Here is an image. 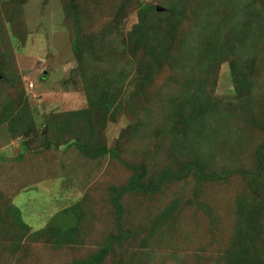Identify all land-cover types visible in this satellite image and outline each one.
<instances>
[{"label":"rangeland","instance_id":"1","mask_svg":"<svg viewBox=\"0 0 264 264\" xmlns=\"http://www.w3.org/2000/svg\"><path fill=\"white\" fill-rule=\"evenodd\" d=\"M173 1L0 0V264H70L108 245L118 230L110 188L126 184L131 172L119 158L85 155L78 144L85 139L92 150L116 146L123 160L145 161L150 171L174 167L188 154L200 157L208 172H231L218 183L195 179L200 206L188 204L189 180L154 194L123 195L121 224L132 236L99 264H224L228 249L235 251L246 217L239 216V199L249 208L264 204V169L255 180L232 173L257 171L258 150L264 159V1L213 0L222 2L217 10L208 0H187L177 30ZM142 4L157 6L149 14L157 19L151 42L170 56L160 68L148 67L152 58L143 48L135 55L128 50ZM168 26L177 31L173 37L165 34ZM109 44L114 52L103 48ZM112 53L117 57L109 62ZM237 67L250 75L244 102H232ZM111 79L118 111L91 139L71 113L89 106L91 83L97 80L100 90ZM196 92L217 106L212 124L199 137L192 132L178 150L176 133ZM221 114L230 117L220 122ZM16 117L24 133L10 129ZM39 134L61 144L17 162ZM173 200L179 207L172 218L165 209ZM10 201L31 225L28 233L16 225ZM45 225L50 228L38 232ZM18 240L24 242L16 247ZM5 241L15 243L12 250ZM256 247L264 264V248Z\"/></svg>","mask_w":264,"mask_h":264},{"label":"trees","instance_id":"2","mask_svg":"<svg viewBox=\"0 0 264 264\" xmlns=\"http://www.w3.org/2000/svg\"><path fill=\"white\" fill-rule=\"evenodd\" d=\"M198 1V0H197ZM203 1V0H201ZM201 1H198L201 3ZM210 5L218 10L221 1H213L208 0ZM213 1V2H212ZM257 0H252V2ZM264 1V0H261ZM187 0H174L172 3V7L169 9L171 11V16L174 18L175 23L174 26L177 30V28H180L182 20L186 17V5ZM199 3H196L198 6ZM207 3V5L209 4ZM191 5V4H190ZM190 5L188 7H190ZM192 7V6H191ZM157 10V6L154 5H141L140 9V16H139V22L135 25L134 30L131 32L133 35L130 39L131 43L128 47V50L131 51L133 55H135L136 50L139 48H143L149 56L152 58V62L148 64V67L152 66H158L157 68H160L164 61H168L170 56L167 52L160 50L157 53V45L153 44L151 42V39L157 40V19L150 18L149 14L151 12H154ZM166 12H161V15H165ZM107 32H113L114 28L108 27ZM173 31L169 33V26L166 29V36L173 37L177 31ZM139 44L141 46H139ZM105 50H108L110 52H114V48L109 44L107 46L103 47ZM120 49V47H118ZM73 50L78 52L79 51V45L78 41L75 39L73 42ZM122 53L126 51V49L121 50ZM119 52V50H118ZM79 53V52H78ZM116 53H112L111 55H108L107 59L109 62H114L116 60L117 55ZM215 58L212 59L214 61ZM250 76V75H249ZM245 72H243L241 69L237 67V75L235 78V83L237 86V95L234 97L233 101H247L248 96H246L247 92V85L250 80L249 77ZM120 77H116L115 80H120ZM113 79L109 81L107 84V88L98 89L100 86L97 83V80L91 83V87H89V91H92V98L95 94H97L96 99L92 101L93 99H89V106L87 108L82 110H76L73 111V113L76 115V118L79 120H83V124L85 126H88V133L87 135L91 139H95V137L98 135V131H101V129L104 127L107 120L113 121L115 118V114L118 111L117 101H115V96L113 94L116 93L118 90L117 85H114ZM200 83V82H199ZM197 87H200V84L197 85ZM196 91V90H194ZM95 92V94H94ZM197 93V92H196ZM190 93L191 96L187 100L192 103V109L190 113L186 116V113L183 112L182 114V120L183 121V128L180 132L176 133V137L180 138L182 141L175 142V146L180 148L185 144V142L189 139L190 134L194 132L196 137H199L206 131H209L211 126L210 121V111L217 107L214 103V105H210L211 101H209L208 96L206 95V92H202V94L199 93ZM204 93V94H203ZM98 97V98H97ZM194 100V101H193ZM224 106V104H222ZM218 105V106H222ZM216 109V108H215ZM214 109V110H215ZM231 109V107H230ZM9 117L10 116H6ZM85 117V118H84ZM230 115L227 114H221L220 116V122L223 120H226ZM86 119V120H85ZM230 119V118H229ZM17 120V122H15ZM18 117L15 118L14 122H11L10 129L14 130L17 126L18 127ZM12 127V128H11ZM90 130V131H89ZM25 130L19 129L18 132ZM40 138V139H39ZM39 138L32 144L27 145L24 152L18 153L17 156V162H22L26 160V156H39L43 154V150H45L48 145L56 143L57 147L59 144L57 141L51 142L49 141L47 136H43L39 134ZM25 142V141H24ZM26 143V142H25ZM88 139L83 140L82 142H78L79 147L81 151L87 155L92 157H98V156H104V155H110L111 157L119 158L120 161L123 163V165L131 172L129 175V178L124 185H114L110 188V196H109V203L110 207L114 209V211L117 214L116 219V227L117 231H112L111 234L108 237V245L105 247H102L98 250L96 254H94L92 257L85 258L83 260H77L70 264H99L105 253L109 249H112L116 244L122 243L126 240H130L132 236V231L129 228H123L122 226V214L124 212V207L122 203V197L126 193L136 192L141 194H154L156 192H161L162 188H164L169 183H179L180 181L184 182L188 180L191 182V192L188 199V204L193 203L194 206L199 205V196L200 192L198 188L193 191L195 186V179L198 182H219L220 180H226L229 178L231 172H223V173H217V172H208L206 171V164L200 157L194 158L192 155L183 154L187 156L186 159H182L180 161L176 160V165L173 166H158L157 170L150 171L148 165L145 163V161H127L123 160L121 157L120 149L116 146L113 147H101L98 146L97 149L92 150L89 145ZM27 144V143H26ZM32 150L30 153L29 150ZM256 160L258 163V169L257 171H249L245 169H238L234 170L233 172H239L243 174L245 177H250L251 180H255L256 178L260 177L263 169H264V159L262 156V153L260 150L257 151ZM153 170L155 168H152ZM192 179L190 180V178ZM192 191L194 195L192 196ZM11 202V201H10ZM178 202L179 200H173L171 203L168 204L166 210L167 214L172 215V218L175 216L174 212L178 213ZM258 201L254 203L252 207H248L247 203L244 199H239V208L238 213L239 216L243 215L245 219V226L244 228H239L237 231L239 244H236L235 251H230L228 249V252L226 253V261L224 264H263L262 260L260 262V253L259 250L256 247V242L260 243L261 246L264 248V204L261 205ZM197 203V204H196ZM8 207L10 210L15 212V222L16 225L21 224L22 230L24 229L25 232L28 233L29 229H31V225H29L27 222H25L22 219L21 212H19V207L15 205V203L11 202L8 203ZM247 210V212H246ZM250 216V217H249ZM242 217V216H240ZM50 228L45 225L44 227H41L40 229H37L38 232L44 233ZM28 231V232H26ZM37 233V231H36ZM6 243L10 242V248L13 249V241H5ZM24 241H16V247L18 246V243H21Z\"/></svg>","mask_w":264,"mask_h":264},{"label":"built area","instance_id":"3","mask_svg":"<svg viewBox=\"0 0 264 264\" xmlns=\"http://www.w3.org/2000/svg\"><path fill=\"white\" fill-rule=\"evenodd\" d=\"M30 87H34V83L33 82L30 83Z\"/></svg>","mask_w":264,"mask_h":264},{"label":"water","instance_id":"4","mask_svg":"<svg viewBox=\"0 0 264 264\" xmlns=\"http://www.w3.org/2000/svg\"><path fill=\"white\" fill-rule=\"evenodd\" d=\"M46 129H44L43 133H45Z\"/></svg>","mask_w":264,"mask_h":264}]
</instances>
